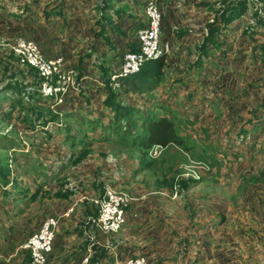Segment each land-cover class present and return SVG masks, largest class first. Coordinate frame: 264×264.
<instances>
[{"label": "rangeland", "instance_id": "rangeland-1", "mask_svg": "<svg viewBox=\"0 0 264 264\" xmlns=\"http://www.w3.org/2000/svg\"><path fill=\"white\" fill-rule=\"evenodd\" d=\"M157 1L0 0V264H32L25 244L50 217L110 189L154 223L148 236L165 256L153 264H264V0ZM98 3L125 51L106 76L94 71L99 58L80 57ZM151 5L164 15V69L131 84L159 79L160 95L155 84L139 92L111 81L138 50ZM22 40L63 59L53 78L61 98L44 95L45 78L16 53ZM158 121L173 125L172 142L143 146L144 125Z\"/></svg>", "mask_w": 264, "mask_h": 264}, {"label": "crops", "instance_id": "crops-1", "mask_svg": "<svg viewBox=\"0 0 264 264\" xmlns=\"http://www.w3.org/2000/svg\"><path fill=\"white\" fill-rule=\"evenodd\" d=\"M160 1V3H167L164 2L165 0ZM193 1L194 3H196L195 0H188V3H191ZM157 2L158 1L156 0V3ZM99 7L100 6L98 3V5H96L98 14L95 17L94 25L90 28L91 32H87L90 37V39L87 38L88 40L86 41L88 51H86L80 57L82 63L87 58H91V60L92 58H99L100 61L96 62L95 67L93 66V68L95 69L94 71H96L97 73L101 71L102 76H106L108 70L110 71L112 68H114L111 62L118 60L116 58V55L120 54L122 56L125 51L123 49L124 47L120 49V46L115 44V41L118 40V36L115 31L111 30L113 29L111 28L112 25L108 24V20L110 21V19L106 21L100 20L102 13L99 11ZM225 14L227 15V12ZM223 18H225L224 15H221L219 24L222 23ZM108 25H110V27ZM225 26L227 27V24ZM105 45L110 49H107ZM117 49L119 51H117ZM172 52L175 53V51L173 50ZM82 63L81 67H84L86 63ZM93 75L96 76L95 82L97 81L99 85L101 83V81H98L99 77H97L95 72H93ZM86 78L88 79L89 77H82V84L84 86L88 83ZM83 79L86 82H84ZM90 80L94 81V79L92 78H90ZM163 85L164 84L160 82L159 85L155 86V90L153 89L151 93L157 95L162 94L164 90ZM92 86L93 85L91 83L90 87ZM129 93H132V91L129 90ZM103 94L104 93L101 92L100 100L103 107L102 111L104 112V114L108 115V112L111 108L107 104L108 96H104ZM146 96L147 95H143L140 98L138 97V101L135 104H137L138 106L139 104H146ZM130 97V99L126 98L124 100H128L127 102L129 103L134 102L137 98L133 95H131ZM87 101H90V99ZM91 101H94L93 98L91 99ZM163 105L167 104L163 103ZM176 108L178 110L175 109V111L180 112L179 107ZM170 111L174 115H176L175 112H173L172 110ZM110 112L112 113H110V118L113 119L115 111L111 109ZM160 113L164 112L160 109ZM100 117L97 116V119H100ZM100 194H96L93 192V194L82 197L79 200L82 202V204L78 203V199L74 200L73 198V212L70 213L69 209L64 215L59 216L60 226L56 235L53 251L48 257L47 264H80L86 259L90 261V264H126V261L131 258L129 256L131 255L133 246L139 248V255L146 257L149 261V264H153L159 261H162L163 263V259L165 256V253L163 252L164 247L159 246L158 244L156 246L152 244V241H154L153 235L151 234V238L148 235L154 232L156 228L154 223L151 222L150 217H147V219L141 218L143 212H137L133 209L134 207L128 208L126 211L127 224L121 234H110L99 228L96 224L91 223V220L96 218L98 214V208L95 205L94 200L98 199ZM152 249H155V259H153ZM139 255L137 256L139 257ZM188 263H190V260L189 262H187L186 260V264ZM25 264H30V261L27 260Z\"/></svg>", "mask_w": 264, "mask_h": 264}, {"label": "built area", "instance_id": "built-area-1", "mask_svg": "<svg viewBox=\"0 0 264 264\" xmlns=\"http://www.w3.org/2000/svg\"><path fill=\"white\" fill-rule=\"evenodd\" d=\"M147 21L142 28H136L138 50L128 51L123 56L118 71L112 75L113 87L118 86L123 80L137 75L144 65L150 61L167 54V50L162 46L161 25L163 14L156 5H151L147 9ZM16 53L25 64L36 68L44 80V95L53 97L61 93L62 89L53 86V78L61 72L63 59L58 57L55 60H46L39 47L27 41H20L16 46ZM70 79V78H69ZM67 89L63 88L64 95ZM60 92V93H58ZM62 99L59 102L62 103ZM99 207L98 215L91 220L102 230L110 234L122 232L127 224L126 211L129 205V198L124 193H118L111 189L104 194L103 198L94 200ZM60 223L56 217H50L40 230L34 233L25 244L29 251L32 264H47L48 257L53 251L56 235ZM81 264H90L86 259ZM126 264H149L144 256L129 259Z\"/></svg>", "mask_w": 264, "mask_h": 264}, {"label": "trees", "instance_id": "trees-1", "mask_svg": "<svg viewBox=\"0 0 264 264\" xmlns=\"http://www.w3.org/2000/svg\"><path fill=\"white\" fill-rule=\"evenodd\" d=\"M164 63H165V57H161L157 60H150L148 61L144 67L141 69V71L136 75L137 77H142L145 78L147 75V73L152 72V68H153V72L156 70L158 73L162 72V70L164 69ZM135 78L134 77H130L128 78L125 82L126 84L130 85L131 87H133V91H145V90H151L153 89L152 86L153 84L159 85L160 80L159 79H155V81L153 80V84L149 85L148 83L145 82H141L139 81L140 85L138 86H132L131 82L132 80ZM124 82V83H125ZM129 86V89L131 90V87ZM132 91V90H131ZM113 100V99H112ZM112 100H108L107 104L108 105H112L114 111L116 110ZM135 112V110H134ZM137 112H139L137 110ZM127 118V115L123 116ZM130 125H133L130 122ZM144 128L146 129V132L148 133V136L144 137V144L143 146L149 147L150 145L154 144V145H162V146H167L170 142H172L173 138L175 137V131H174V127L171 123H169L168 121H158L157 123H153V124H146L144 125ZM98 215V214H97Z\"/></svg>", "mask_w": 264, "mask_h": 264}]
</instances>
